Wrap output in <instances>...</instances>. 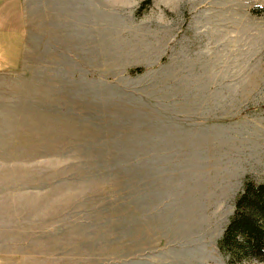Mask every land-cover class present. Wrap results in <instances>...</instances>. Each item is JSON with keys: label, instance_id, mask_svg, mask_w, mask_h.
Returning <instances> with one entry per match:
<instances>
[{"label": "rangeland", "instance_id": "rangeland-1", "mask_svg": "<svg viewBox=\"0 0 264 264\" xmlns=\"http://www.w3.org/2000/svg\"><path fill=\"white\" fill-rule=\"evenodd\" d=\"M23 10L0 71V264H264L218 247L264 182V0Z\"/></svg>", "mask_w": 264, "mask_h": 264}, {"label": "trees", "instance_id": "trees-1", "mask_svg": "<svg viewBox=\"0 0 264 264\" xmlns=\"http://www.w3.org/2000/svg\"><path fill=\"white\" fill-rule=\"evenodd\" d=\"M218 247L230 262L264 261V182L245 180Z\"/></svg>", "mask_w": 264, "mask_h": 264}, {"label": "crops", "instance_id": "crops-1", "mask_svg": "<svg viewBox=\"0 0 264 264\" xmlns=\"http://www.w3.org/2000/svg\"><path fill=\"white\" fill-rule=\"evenodd\" d=\"M24 0H0V25L2 20L7 18V16L15 13V15H11L9 19L15 17V23H19V28L21 30L19 36V48H17V63L15 67H11L8 62L14 61L15 59L11 58L10 52L8 51V47L5 46V49H0V63L4 62L6 65L4 67H0V71L10 70L12 68H16L22 59L25 45V33H26V23L24 17L23 10ZM14 7V11L10 8ZM17 28V26H16ZM14 50V49H12Z\"/></svg>", "mask_w": 264, "mask_h": 264}]
</instances>
